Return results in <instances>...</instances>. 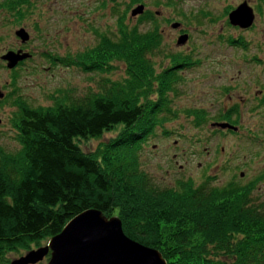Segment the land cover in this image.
<instances>
[{
    "label": "trees",
    "instance_id": "16d2710c",
    "mask_svg": "<svg viewBox=\"0 0 264 264\" xmlns=\"http://www.w3.org/2000/svg\"><path fill=\"white\" fill-rule=\"evenodd\" d=\"M173 1L165 0L164 6L172 7ZM5 3L20 13L29 5L27 0ZM141 3L131 0L128 9ZM128 9L116 16L114 34H95L92 47L63 57L43 55L52 66L82 73L108 75L120 64L122 79L103 78L96 91L81 98L58 92L45 107L29 106L16 91L0 100L12 98L15 113L9 124L18 145L14 152L0 148V264H8V254L46 244L87 210L117 217L124 236L156 250L165 264H264V210L250 198L256 181L211 186L209 178L199 185L180 178L172 187L159 188L140 169L141 144L177 117L169 98L183 82L178 72L199 62L167 54V64L155 67L152 58L161 45L155 16L146 11L130 27ZM144 23L151 28L141 32L138 26ZM22 63L9 70L12 89ZM258 64L264 67V60ZM181 113L195 128L209 119L202 109ZM237 118L233 105L214 120L235 126ZM111 132L115 136L95 150H80V141Z\"/></svg>",
    "mask_w": 264,
    "mask_h": 264
},
{
    "label": "rangeland",
    "instance_id": "374dc122",
    "mask_svg": "<svg viewBox=\"0 0 264 264\" xmlns=\"http://www.w3.org/2000/svg\"><path fill=\"white\" fill-rule=\"evenodd\" d=\"M27 1L29 5L21 7L20 13L18 8L0 0V57L16 50L31 56L17 69L15 89L10 86L11 72L0 61L3 95L16 91L29 106L45 107L51 104V96L58 97V92L81 98L96 91L103 78H123L120 64H115L116 69L108 75L82 73L59 64L52 66L43 55L75 54L92 47L95 34L112 36L116 16L128 9L131 0ZM141 2L143 13L155 16L161 34L159 53L152 58L155 67L167 64V54L188 56L199 65L178 72L183 82L176 87L177 95L169 98L177 117L155 128L141 144L140 169L159 188L172 187L180 178H189L195 185L209 178L211 186L256 181L250 198L264 210V105L260 104L264 96V67L258 64L264 60V0H176L172 7H165V0ZM243 2L252 9L253 22L248 29L239 30L228 24L227 16ZM131 6L125 18L130 27L136 24V19L129 16L135 5ZM172 23L180 27L172 30ZM150 28L149 23L138 26L141 32ZM18 29L28 35L24 44L14 36ZM183 34L187 41L176 46L177 37ZM228 40L236 42L227 45ZM11 99L0 104V148L7 152L18 149L9 124L15 113ZM233 105L237 106L238 115L235 133L210 127L217 122V115ZM191 109H202L208 121L195 128L192 118L181 113ZM115 134L104 133L100 139L80 141L78 146L88 153ZM23 255L8 254L5 259L9 263ZM46 262L45 258L39 264Z\"/></svg>",
    "mask_w": 264,
    "mask_h": 264
},
{
    "label": "water",
    "instance_id": "95a60500",
    "mask_svg": "<svg viewBox=\"0 0 264 264\" xmlns=\"http://www.w3.org/2000/svg\"><path fill=\"white\" fill-rule=\"evenodd\" d=\"M143 11V5H136L129 11V16L135 18ZM227 22L239 30L248 29L253 22L252 9L246 3H241L228 14ZM179 27L178 23L170 25L172 30ZM14 36L21 44L28 40L23 29L15 31ZM186 41L187 36L180 35L175 45L182 46ZM30 58L27 52L16 50L3 54L0 61L9 71ZM2 98L3 93L0 91V100ZM210 127L221 131H237V127L223 122L211 123ZM47 255L46 264H165L156 250L145 248L124 236L117 217L105 218L95 210L77 215L43 247L28 250L8 264H38Z\"/></svg>",
    "mask_w": 264,
    "mask_h": 264
},
{
    "label": "bare ground",
    "instance_id": "6f19581e",
    "mask_svg": "<svg viewBox=\"0 0 264 264\" xmlns=\"http://www.w3.org/2000/svg\"><path fill=\"white\" fill-rule=\"evenodd\" d=\"M44 259V258H43Z\"/></svg>",
    "mask_w": 264,
    "mask_h": 264
}]
</instances>
